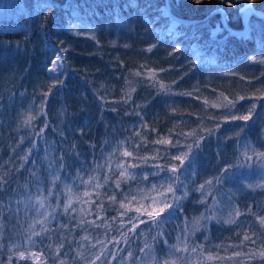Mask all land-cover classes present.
Instances as JSON below:
<instances>
[{"label":"trees","instance_id":"trees-1","mask_svg":"<svg viewBox=\"0 0 264 264\" xmlns=\"http://www.w3.org/2000/svg\"><path fill=\"white\" fill-rule=\"evenodd\" d=\"M20 2L26 3L27 8L6 6L14 4L15 0L0 2V177L7 181L4 185L6 192L0 193V264H8L9 257L12 258V264H17L16 254L32 247L27 239L29 225L39 218L37 209L33 206L35 196L40 192L47 196L52 173L59 171L61 176L56 187V191L61 192V208L57 209L56 215L58 220L63 221L65 217L60 214L65 200L63 184H73L76 169L81 167V162V175L85 179L89 174L97 175L92 169L97 163L104 164L106 154L114 151L121 141L131 138L140 142L136 132L146 133L149 138L147 148L141 146L139 149L142 155H153V148L161 149V155L165 151L175 153L177 148L154 145L151 140L164 136L174 142L179 140L181 144L191 143L192 138H186L183 133L193 129H197L199 135L207 136V132L202 129L211 127L214 130L216 124L211 123L212 119L208 118L205 111L211 102L206 105L204 100L209 101L211 96H215L214 92L219 95V100L244 96L245 99L239 100L236 105L238 109L242 101V109L237 111V115L247 114L252 100L264 93L251 91L258 69L264 70V17L248 12V29L238 33L246 29L241 9L251 4L254 10L264 13V0H231V7L230 0H203L200 4H196L194 0H169L171 16L164 14L166 0ZM129 4L131 6L126 7ZM114 5L119 6L115 12ZM148 5L152 6L147 7ZM173 20L176 21L175 27H172ZM148 48H152V51L148 52ZM56 55H61L64 67L57 73H50L47 69L52 66ZM150 70H154L156 79L173 92H191L192 95H159V84L152 86L154 82L146 79ZM136 72L142 73V76H136ZM57 75L62 84L57 81ZM225 83L236 84L237 88L215 90L214 86L220 87ZM46 92L48 95H44ZM206 92L209 94L207 97L204 95ZM125 100L129 102L125 104ZM42 101L46 103L41 109ZM112 108L117 111H111ZM256 109L252 120L257 113ZM38 110L46 115H40L34 120L31 128L26 127L23 121L27 119L29 112L36 115ZM126 110L130 114L126 115ZM135 112L143 116V123L147 128L140 127V116L133 114ZM251 119L242 126L244 131L240 135L248 130L247 125L251 123ZM44 121L48 122L47 128H44ZM225 122L233 123L223 120L221 124ZM221 124L219 130L223 127ZM234 124L236 123L232 125ZM152 128L156 131H150ZM169 130L172 132L171 137ZM233 134H229L223 142H217L216 146L209 143L210 137L207 138L202 143V150L198 152L193 145L194 160L190 166L186 159L182 167V172L187 169L188 174L195 170L194 182L187 185L190 195L182 201L183 210L174 213L171 221L163 224L164 236L158 237L161 241L159 244L152 237L161 229L153 228L139 236L128 233L131 237L128 245L123 242L119 232L109 231V240L115 236L121 241L118 246L114 243L107 244L108 250L115 254L116 259L106 255L96 264H120L127 257L128 251H132L134 255L125 264H150L152 252L147 248L140 251L145 243L155 245L158 256L164 254L163 240L175 244L176 237L183 228L180 229L177 225L183 226L187 219L191 228V221L202 212L203 206L205 212L210 209L212 185H206L210 194L207 195L209 200L205 204L197 202L201 193L193 189L198 188L205 180L223 175L225 168L231 169L236 165L233 159L237 157L239 160L240 135L235 137ZM124 147L128 145L125 144ZM29 148L32 149L30 155ZM217 149L221 154H215ZM72 153H79V158ZM61 155L65 157L64 170H60ZM24 156H27V163L22 159ZM117 157L119 152L113 157V161ZM155 162L164 163L163 160L149 161L150 164ZM170 163L180 167L178 161ZM112 167L115 168L114 163ZM134 171L140 172L141 169ZM144 171L150 172L152 169L145 168ZM33 172L39 180L32 175ZM106 173V167L99 170L101 178ZM150 179L155 182L159 177ZM181 179H186V175H181ZM75 183L79 184L80 181ZM130 183L135 186V182ZM215 184L213 181V185ZM217 185L218 189H223L222 183ZM127 187L128 185L123 186L124 189ZM179 187L181 191L184 190L182 185ZM76 190L74 187V191ZM56 199L53 196L47 202L55 207ZM234 205L244 213L239 217L242 225L240 231H247L249 235L253 231H264L257 222V216L264 215V191L248 190L232 208ZM75 206L80 207L79 204ZM106 215L112 217L116 213L108 212ZM88 219H95V216H89ZM118 224L119 221L113 225V229ZM147 227L140 225L137 232ZM39 228L40 225L37 224L36 230ZM49 228L52 230L49 234L53 236V241L44 240L43 243H53L54 251V242L63 229L58 228L57 221H53ZM90 231L95 237L97 233L103 234L105 229ZM209 232L208 243L203 241V234L199 232L195 235L194 243H206V246H210L222 241L226 244L238 243L242 238L236 236L229 226L211 224ZM229 237L230 239H225ZM100 238L103 239L104 236L100 235ZM34 239L39 242L38 237ZM68 239H72L70 234ZM76 239H79V233ZM92 243H95V239ZM189 243H193L191 238ZM261 243L262 241L257 240L255 245L247 244L243 251H259ZM67 248L65 241L64 250ZM99 248L98 245L96 249H92L88 253L89 257L91 258L92 253H98ZM235 250L230 248L227 253L219 251L222 256H230ZM45 254H48L47 249ZM177 255L189 256L186 253ZM191 256L195 260L196 254L192 253ZM223 264L231 262L226 260ZM247 264L264 262L252 259Z\"/></svg>","mask_w":264,"mask_h":264},{"label":"snow or ice","instance_id":"snow-or-ice-1","mask_svg":"<svg viewBox=\"0 0 264 264\" xmlns=\"http://www.w3.org/2000/svg\"><path fill=\"white\" fill-rule=\"evenodd\" d=\"M0 2H2V0H0ZM194 2L200 4L203 0H194ZM6 6L20 9L27 8V4H21L20 0H15L14 4ZM130 6L131 4L126 5V7ZM151 6L152 5H148L147 7ZM231 6L230 0L229 7ZM77 7L79 6L77 5ZM117 7L119 6H113L114 12ZM164 14L167 15L166 12ZM175 23L176 21L173 20L172 27H175ZM64 51H67V49H64ZM147 51L151 52L152 48H148ZM61 60V55H56L55 60L52 61V67L48 68L47 71L50 73H57L59 69L64 67L63 63H58ZM161 71H163V69ZM135 75L142 76V73L136 72ZM56 79L62 84V81H59L58 75ZM146 79L154 82L152 86L159 84V95H192L191 92H173L171 88L160 83V81L156 79L154 70H150ZM53 86L55 87V85ZM44 95H48V93L46 92ZM244 99V96L231 100L224 97L223 100L211 103L210 107H220L228 110L231 115L230 117H224L225 121L247 122L252 118V114L257 105L252 103L247 108V114L237 115L236 113L239 111L236 107L238 100ZM259 99H264V95H261ZM224 101H227V103ZM128 102V100L124 101L125 104ZM45 103L46 101L41 102V109ZM204 103L208 105L209 101L205 99ZM137 107L141 106L137 105ZM111 111L115 112L117 109L112 108ZM125 114L127 115L130 113L126 110ZM133 114L140 116V127L147 128V125L143 123V116H141L139 112ZM40 115H46V113L38 110L37 114L33 115L29 112L23 124L31 128L32 122L38 119ZM208 118L214 119L212 115H209ZM101 119H103V114L101 115ZM48 126V122L44 121V128ZM202 130L207 132V136L199 135L197 129L183 133L186 138H192L191 143L181 144L179 140H175L174 142L173 139L165 138L164 136L152 139L151 143L154 145H169L172 148H177L178 151L175 153L165 151L163 155H161V149L153 148L151 149L153 152L151 156L142 155L139 152L141 146L147 148L149 143L148 135L146 133L141 134L140 132H136L135 135L140 137L139 143L133 141L131 138L121 141L114 151L106 154L104 164L97 163L92 169L93 172H97V175L93 176L89 174L87 179L81 175V171L83 170V162H81V167L76 169L73 184H63L62 192L65 196V200L63 201L62 212L60 213L65 217L63 221L58 220L56 215L57 209L61 208V201L59 199L61 192L56 191L57 182L61 181V176L59 175V171L52 173L50 187L47 189V196L43 195V192L35 196V204L33 206L36 207L37 216L39 218L29 225V235L27 239V243L32 247L19 251L16 254L17 264H19V262H25V264H27V262H31V264H49V260H51V264H69V260L71 264H96L97 261H100L101 258L106 255H111L113 259H116L115 254L110 252L107 248L108 243H114V245L118 246L121 242L115 236L109 240L107 233L113 230L119 232L123 238V242L128 245L131 239L128 233L139 236L144 235L145 231H152L153 228L161 229L152 237L155 243L159 244L161 241L158 237L164 236L162 230L163 224L170 222L174 213L183 210L182 201L186 200L190 195V192L187 190V185L195 180L194 169L191 174L187 173V169H183L182 172L185 160H189L191 166L194 160L193 145H195L196 152L202 150L203 141L215 135V132L219 130V124H217L215 131L212 128ZM42 131L43 129H41V132ZM150 131L155 132L156 129L152 128ZM243 131L244 128L240 127L236 135L239 136L240 132ZM37 135H40V133H37ZM171 136L172 132L169 130V137ZM229 139H231V137H229ZM125 144H127L128 147H124ZM33 147H35V145H33ZM92 147H95V145H92ZM182 149L187 150L184 151ZM31 150V148L28 149L29 155L31 154ZM117 152H119V157L113 161V157L116 156ZM250 152L252 153L251 155L249 154ZM72 155L79 158V153H72ZM242 155L245 161H253V157H255V161H253V163H245L237 160L234 166L236 169H251L255 167L260 170V179L254 183L245 185V187L252 191L256 189L264 191V151H259L253 147L251 143L246 142L243 147ZM22 159L27 163V156L22 157ZM45 159H47V157H45ZM150 160H163L164 163L155 162L150 164ZM60 161V170H64L65 157L63 155L60 156ZM170 161H178L180 167L175 163H170ZM33 163H35V161H33ZM113 163L115 164V168L112 167ZM21 167H23V165H21ZM105 167L107 168V173L101 178L99 170ZM145 168H151L152 171L146 172L144 171ZM135 169H141V171L136 172L134 171ZM229 171V168H225V175L205 180L198 188L193 189V191H199L201 193L197 202L205 204V196L210 194V192L206 190V185H213V181H215L216 184H220L225 179H229L230 177L227 175ZM162 173L168 174L162 176ZM32 175L39 180L35 172H33ZM181 175H186V179H181ZM156 177H159V179L152 182L150 178ZM77 180L80 181L79 184L75 183ZM130 182H135V186L133 187ZM5 184H7V181L3 177H0V193L6 192L4 188ZM112 185H114V187ZM124 185H128V187L124 189ZM180 185L183 186V191H181ZM74 187L77 189L76 191H74ZM80 189H82V191ZM53 196L57 197L55 207L47 202L48 199ZM77 204L80 205L79 208L75 206ZM49 208L52 210L48 211ZM41 209L44 211L41 212ZM108 212H115L116 215L108 217L106 215ZM206 212L208 213L207 215L201 213L198 217L193 218L191 221V228H189V221L185 219L181 234L177 235L175 244H169L166 239L163 240L165 246L164 250H162L164 252L163 255L158 256L156 254L155 245H149L147 243L144 244V248L140 249V251L143 252L144 249L147 248L152 252L150 264H217V262L223 264L226 260L230 261L231 264H247V262L252 259H259L261 262H264V231H253L251 235H249L247 231H240L242 225L239 223V217L244 215V213H242L239 208H231L227 216L217 215L211 209H206ZM93 215L95 219H88L89 216ZM53 221H57L58 228L63 229L58 240L54 242V251L53 243H43L44 240L53 241V236L49 234L50 231H52L49 225ZM117 221H119L118 227L113 229V225L116 224ZM213 222L221 227L229 226L233 228L234 234L242 238L238 243L226 244L222 241L220 244L206 246V243L210 241L207 233L210 231V225ZM257 222L260 228L264 230V215H258ZM37 224L40 225L39 230H36ZM140 225H147L148 227L138 233L137 229ZM177 227L180 228V225H177ZM101 228H104L105 232L103 234L97 233L96 236L93 237L90 230ZM198 232L203 234L202 239L206 243H194L195 235ZM77 233H79V239H76ZM69 234L72 236L71 240L68 239ZM100 235H103L104 238L101 239ZM37 237L39 238V242L34 239ZM190 238L193 240L192 244L189 243ZM93 239H95V243H92ZM225 239H230V237ZM257 240L262 241L259 246V251L256 249H249L248 252L243 251V249L247 247V244L255 245ZM65 241H67L68 244L67 250H64ZM73 245H75V247H73ZM98 245L100 246L99 252L92 253L90 258L88 253H90L92 249H96ZM230 248L236 249L232 255H220L219 250H223L227 253ZM45 249L48 250L47 255L45 254ZM120 250L123 251V249ZM189 251L196 254L195 260H193L191 255L187 257L177 255V253H189ZM72 253H75V255H72ZM133 255L134 253L132 251H128L127 257L122 259L120 264H125L126 260L130 261ZM240 257H246L247 259H236ZM8 264H12L11 257H9Z\"/></svg>","mask_w":264,"mask_h":264},{"label":"rangeland","instance_id":"rangeland-1","mask_svg":"<svg viewBox=\"0 0 264 264\" xmlns=\"http://www.w3.org/2000/svg\"><path fill=\"white\" fill-rule=\"evenodd\" d=\"M241 10H242L241 12L243 13V18H245V16L248 18V12H250V9L245 8L243 10V8H242ZM224 19H225V17H224ZM59 62L61 63V61H59ZM50 67H52V66H50ZM258 71L259 72L257 74V78L255 80L253 90H251V91L256 92L257 94H260V93L264 92V70L258 69ZM214 88H215V90L221 88V90L227 91V90L236 89L237 85L236 84L226 85V83H225V84H222L220 87L214 86ZM214 93H215V96H211L209 98V102H211V103L218 102V100H219L217 98V96L219 97V95L216 92H214ZM204 95H205V97H207L209 94H208V92H206ZM262 95H264V93ZM238 97H240V96H238ZM238 97H236V99H238ZM252 101H253V103H255L257 105L256 106V108H257L256 112L257 113L253 117V120L251 119V123H249L247 125L248 130H246V132L244 134H241L239 136L240 137V141H239L240 145H239L238 149H239V153L241 152L239 155L240 156L239 160L241 162H245V163H253V161H255V157H253V161H245V159L242 155L243 147H244V144L246 142L251 143V145L253 147H255L257 150L264 151L263 150V146H264V103H263V99H259V97L254 98ZM238 102H239V100H238ZM240 103H239L238 110L242 109V104L240 105ZM205 111H206V113H208V116L213 114L214 119H212L211 123L216 124V126H217V124H221V122L223 120H225L224 117H230V115H231V113H229L228 110H226L224 108H220V107L212 108L210 106H207ZM217 119H219V120L213 121V120H217ZM228 123L229 122H225L224 124L222 123L223 127L220 130L216 131L215 135L210 137L209 143L212 146H216L215 144L217 142H223L224 140H226V137L229 134H233V133H230L231 131H235L233 136L237 137L236 133L239 131L240 127L245 125L244 121L233 122V123H236L237 125L236 124L232 125L233 123H230V124H228ZM216 126L214 128V131L216 130ZM237 128H239V129L236 130ZM226 131L228 133H226ZM216 153L218 155L221 154V152H218V149H217V152H215V154ZM249 154L251 155L252 153L250 152ZM237 160H238V158L236 157L235 160L233 159V162L236 161L235 163H237ZM233 162H231V163H233ZM207 166H210V164H207ZM211 166H212V163H211ZM223 175H225V173ZM227 175L230 178L225 179L222 182V186H223L222 190L218 189L219 186L217 184L212 185L210 187V190L212 191V196L210 197L211 199H210L209 207L212 211H214L217 215H220V216H227L228 212L232 208V205L234 203L237 204V202H239L244 197L245 193L248 190H251L249 188H246L245 185H247L249 183H254L257 180H259L260 179V170L255 168V167H253L251 169H249V168L236 169L235 167L232 166V168L230 169L229 173H227ZM234 178H236V180ZM215 196H216L217 200H215ZM207 200H209L208 196L205 197V201H207ZM233 207H236V206L234 205ZM201 213H205L206 215L208 214L207 212H205L204 206L202 208ZM201 213H199L198 216ZM212 224H215V223L213 222ZM182 227L183 226H181L180 229ZM209 234H210V232L207 233V235H209ZM191 254H192L191 252L186 253V255H191Z\"/></svg>","mask_w":264,"mask_h":264},{"label":"water","instance_id":"water-1","mask_svg":"<svg viewBox=\"0 0 264 264\" xmlns=\"http://www.w3.org/2000/svg\"><path fill=\"white\" fill-rule=\"evenodd\" d=\"M169 0H166V12H167V14L168 15H170L171 13H170V10H169V2H168ZM245 8H248V9H250V11H252L253 13H255V14H257V15H259V16H261V17H264V13H261V12H258V11H256V10H254L253 9V7L251 6V4H247L245 7H243V10L245 9ZM222 14H223V11L221 10L220 11ZM171 16V15H170ZM173 19H175V18H173ZM222 22H223V24H224V19L222 18ZM244 22H245V25H246V29H244L243 31H241V32H238V33H242V32H245L247 29H248V21H247V17L245 16V18H244ZM225 25V24H224ZM228 29V28H227ZM231 31V30H230Z\"/></svg>","mask_w":264,"mask_h":264}]
</instances>
